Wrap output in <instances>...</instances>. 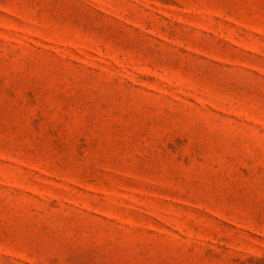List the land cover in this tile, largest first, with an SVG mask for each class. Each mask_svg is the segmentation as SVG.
Returning <instances> with one entry per match:
<instances>
[{
  "label": "rangeland",
  "instance_id": "rangeland-1",
  "mask_svg": "<svg viewBox=\"0 0 264 264\" xmlns=\"http://www.w3.org/2000/svg\"><path fill=\"white\" fill-rule=\"evenodd\" d=\"M0 264H264V0H0Z\"/></svg>",
  "mask_w": 264,
  "mask_h": 264
}]
</instances>
